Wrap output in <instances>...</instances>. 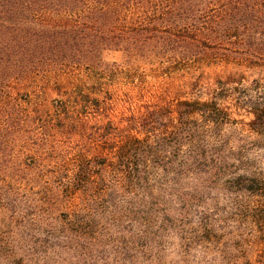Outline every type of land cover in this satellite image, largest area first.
<instances>
[{"label":"trees","instance_id":"obj_1","mask_svg":"<svg viewBox=\"0 0 264 264\" xmlns=\"http://www.w3.org/2000/svg\"><path fill=\"white\" fill-rule=\"evenodd\" d=\"M109 51L122 52L126 61L131 62L125 74L132 73L133 78L139 79L146 75L138 74L140 63L158 65L164 76L188 72L209 62L262 70L264 0H0L2 78L23 82L63 76L108 86L109 77L116 70L115 63L105 59ZM236 75L218 79L217 83L234 82ZM252 89L256 95L243 94L246 99L243 107L251 115L247 124L256 139L240 142V137L232 135L211 146L201 124L212 122L217 128L222 123L224 117L214 101H169L142 107L127 119V124L122 121L114 125L115 121L109 117L106 120L104 153L115 154L117 158L138 156L136 168L129 164V177L121 174L118 182L121 186L133 183L142 189L138 205L132 206L137 208L136 219L153 224L159 221L165 228L171 225L180 236L182 251L223 233L225 227L216 222L215 208L219 206L210 205L211 201L212 205L218 203L220 184L225 191L245 192L256 199L254 203H238V207L257 227L264 226V171L251 172L237 164L242 159L238 154L264 148V89L257 85ZM94 99L91 104L96 112L103 106L108 108V98ZM234 140L238 144L233 145ZM174 154L183 157L177 171L170 167L175 163ZM207 154L213 156L209 158ZM150 156L172 159L163 163L160 160L157 165L162 166L165 176L174 175L171 182L174 194H158L150 185L143 170ZM201 163L203 168L198 166ZM83 189L76 187L74 191L83 193ZM145 198L150 202L144 203ZM107 206L117 207L113 195ZM76 214L79 223L98 222L89 219L87 209ZM111 217L109 211L108 219ZM101 237L92 229L67 238L61 248L80 251L86 247L90 250L87 258L94 262L93 252L99 251ZM146 238L145 234H138L139 240ZM55 241L52 238L44 243L49 248L59 246ZM117 242L112 246L114 251ZM213 244L221 246L218 241ZM234 251L237 248H218L222 264H264V249L258 250L261 254L256 259L238 258ZM46 252L42 254L43 262L52 258ZM87 255L80 254L83 258ZM74 260L78 263V256Z\"/></svg>","mask_w":264,"mask_h":264},{"label":"rangeland","instance_id":"obj_2","mask_svg":"<svg viewBox=\"0 0 264 264\" xmlns=\"http://www.w3.org/2000/svg\"><path fill=\"white\" fill-rule=\"evenodd\" d=\"M105 59L115 63L116 69L108 86L63 76L23 82L0 77V264H222L219 247L237 248L234 252L238 258L256 259L261 254L258 250L264 249V226L257 227L238 207V203H254L256 199L245 192L225 191L220 184L218 203L212 205L211 201L210 205L219 206L215 208L216 222L225 227L223 233L182 251L180 236L171 225L165 228L159 221L153 224L136 219L137 208L132 206L138 205L142 189L133 183L121 186L118 182L121 174L129 177V164L136 168L138 156L117 158L105 154L104 138L108 117L114 125L122 121L127 124V119L144 106L183 99L217 103L224 117L222 123L217 128L212 122L201 124L211 146L232 135L240 137V142L256 139L247 124L251 115L243 107V94L256 95L254 85L264 89V69L209 62L188 72L164 76L158 65L140 63L138 74L146 75L139 79L132 73L125 74L131 62L122 52L109 51ZM230 74H237L233 79L236 81L217 83ZM97 97L104 101L108 98L109 102L108 108L102 105L99 113L91 104ZM195 118L201 121L198 115ZM232 144L238 143L234 140ZM238 155L242 158L237 163L240 168L264 171V148ZM182 159L174 154L175 163L170 167L179 170ZM160 160L163 163L172 159L150 156L143 170L156 193L174 194V175H164L162 166L157 165ZM76 187L84 188L83 193L75 192ZM112 195L117 204L113 209L106 207ZM149 200L145 198L144 203ZM83 209H87L90 220L98 222L79 223L76 212ZM92 229L102 235L99 251L93 252L94 262L87 258L90 250L86 247L80 251L61 248L67 238ZM139 232L147 238L139 240ZM52 238L59 246H46L44 241ZM215 241L221 246L214 245ZM44 250L52 257L46 262ZM81 253L87 256L83 258Z\"/></svg>","mask_w":264,"mask_h":264}]
</instances>
